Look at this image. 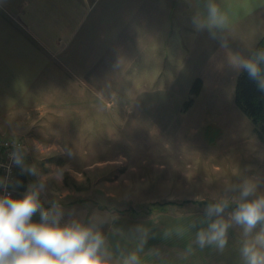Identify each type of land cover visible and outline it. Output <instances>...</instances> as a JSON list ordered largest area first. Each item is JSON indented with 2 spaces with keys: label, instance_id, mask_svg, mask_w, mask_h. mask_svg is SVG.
I'll return each instance as SVG.
<instances>
[{
  "label": "crops",
  "instance_id": "0c3cea01",
  "mask_svg": "<svg viewBox=\"0 0 264 264\" xmlns=\"http://www.w3.org/2000/svg\"><path fill=\"white\" fill-rule=\"evenodd\" d=\"M217 2L230 17V47L247 53L264 34V0ZM189 8L184 0H0V135L23 138L29 149L26 163H35L43 174L53 170L50 166L71 169L62 185L49 180L41 196L47 207L67 190L62 223L72 215L87 220L93 212L103 214L102 205L88 198L89 173L73 164L85 159L79 146L102 144L92 140L91 129L108 122L103 102L118 94L128 73L133 72V80H145L142 65L147 62H162L155 75L182 74L192 59L183 44H190L197 56L213 41L188 24ZM33 141L42 144L38 153ZM47 146H55L50 155ZM36 180L28 175V185ZM195 247L196 258L182 251L181 264H206Z\"/></svg>",
  "mask_w": 264,
  "mask_h": 264
},
{
  "label": "rangeland",
  "instance_id": "374dc122",
  "mask_svg": "<svg viewBox=\"0 0 264 264\" xmlns=\"http://www.w3.org/2000/svg\"><path fill=\"white\" fill-rule=\"evenodd\" d=\"M184 2L193 14L191 0ZM185 19L180 18L182 24ZM183 45L192 55L183 66L184 74L155 75L163 65L154 60L142 65L147 69L145 80H133V72L128 73L118 94L103 102L107 124L91 129L92 140L102 144L79 146L85 159L73 162L75 170L89 173L88 198L100 203L103 213L106 207V212L118 216L115 227L127 231L142 224L149 230L143 264H181L182 251L194 260L193 225L204 226L206 204L220 194L225 181H235L242 173H264V141L235 102L239 73L227 66L216 41H208L197 56L190 44ZM168 65L165 68L171 70ZM197 76L203 77L202 91L183 110ZM112 226L106 223L103 230ZM239 231L230 230L222 254L198 247L206 264H241Z\"/></svg>",
  "mask_w": 264,
  "mask_h": 264
},
{
  "label": "clouds",
  "instance_id": "9594fccd",
  "mask_svg": "<svg viewBox=\"0 0 264 264\" xmlns=\"http://www.w3.org/2000/svg\"><path fill=\"white\" fill-rule=\"evenodd\" d=\"M191 6L195 31L207 32L224 53L227 66L237 73H247L258 90L264 92V47L247 48V53L233 50L229 43L230 17L217 0H191ZM12 147L9 153L12 164L37 180L17 198L7 192L8 178L0 177V189L4 190L0 194V264H141L150 235L145 225L125 231L114 226L118 216L112 212H93L87 220L72 215L62 223L61 201L66 199L67 190L60 192L47 207L41 196L47 191L49 180L62 185L65 172L71 173V169L50 166L53 170L43 174L35 163H26L27 146L13 141ZM32 147L38 153L42 144L33 141ZM46 150L50 155L55 146H47ZM67 155H73L71 149ZM4 167L11 172L10 165ZM211 200L204 209L201 221L204 226L193 225L195 245L200 249L212 247L222 254L229 245L230 230L238 228L241 264H264V173H242L235 181H225L220 194ZM37 213L38 221L33 219ZM109 222L113 226L106 234L103 225ZM120 241L133 246L123 247ZM153 253L159 255L155 248Z\"/></svg>",
  "mask_w": 264,
  "mask_h": 264
},
{
  "label": "trees",
  "instance_id": "16d2710c",
  "mask_svg": "<svg viewBox=\"0 0 264 264\" xmlns=\"http://www.w3.org/2000/svg\"><path fill=\"white\" fill-rule=\"evenodd\" d=\"M255 47H264V35ZM203 84L201 77L194 79L190 88V97L184 102L183 110H187L193 105ZM234 96L237 106L255 123V130L264 141V92L258 90L256 83L249 79L247 73L240 72L236 77ZM16 173L14 186L20 192L25 191L28 187V174L22 172L18 166H16ZM33 219L38 221L39 217H33Z\"/></svg>",
  "mask_w": 264,
  "mask_h": 264
},
{
  "label": "built area",
  "instance_id": "2783aa9c",
  "mask_svg": "<svg viewBox=\"0 0 264 264\" xmlns=\"http://www.w3.org/2000/svg\"><path fill=\"white\" fill-rule=\"evenodd\" d=\"M18 141L21 144L26 145V142L17 137L11 136H1L0 135V177H7L9 180V187L7 188V192L11 193L13 197H20V191H18L14 184L16 180V165L12 164L9 159V153L13 151L12 142ZM11 166V172L9 173L7 168L4 166ZM4 190L0 189V194H3Z\"/></svg>",
  "mask_w": 264,
  "mask_h": 264
}]
</instances>
